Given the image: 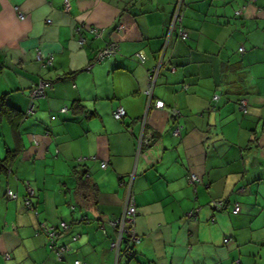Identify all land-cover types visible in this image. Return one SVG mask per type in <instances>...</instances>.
<instances>
[{
	"label": "crops",
	"instance_id": "obj_1",
	"mask_svg": "<svg viewBox=\"0 0 264 264\" xmlns=\"http://www.w3.org/2000/svg\"><path fill=\"white\" fill-rule=\"evenodd\" d=\"M176 1L0 0V100L23 114L16 134L0 117V158L16 150L0 172V264H264V0H184L187 39L172 35L153 90L164 105L146 111ZM107 42L116 53L94 63ZM40 81L48 85L28 112ZM142 125L154 141L137 158ZM74 169L88 171L95 193L78 192ZM131 174L140 239L116 261L108 221L122 213ZM60 221L63 259L38 230Z\"/></svg>",
	"mask_w": 264,
	"mask_h": 264
},
{
	"label": "built area",
	"instance_id": "obj_2",
	"mask_svg": "<svg viewBox=\"0 0 264 264\" xmlns=\"http://www.w3.org/2000/svg\"><path fill=\"white\" fill-rule=\"evenodd\" d=\"M63 7L65 9L69 8L68 0H63ZM181 10H182V0H177L175 5H174V9L171 13L169 23L167 24V27H166L164 43H163L162 48H161V53H160L158 62L148 73L146 88L143 91V94L146 96V111L148 109H152V108L160 109L164 105V102L160 99L152 100L151 99V93H152V90L155 86V82H156V79H157V76L159 73L160 65L162 63V58H163V55H164V52L166 49V44H167V41L170 37V34L172 33V31H174L176 29L177 35L181 39H185L187 37V31L181 25V18H182ZM17 15H18V18L20 20L24 19V15L20 11H17ZM121 28H122V26L118 25L116 27V30H121ZM76 30L78 32L80 30V28H77ZM88 30H90V32L96 36L101 33V30L99 28H90ZM83 41H84V38L82 36H79L78 43L82 44ZM241 49L242 48L240 47L239 50H241ZM116 50H117V44L115 42H107L103 47H101L100 49L97 50L95 57L93 59V62L97 63V62L102 61L104 58H106L108 56L114 55L116 53ZM40 56L41 55L39 54V51H37V57L39 58ZM136 56L138 58H140L138 53L136 54ZM44 60L46 61L47 64H50L52 62V57L51 56L47 57ZM141 61H142V59H141ZM46 85H48V83L40 81L39 83L35 84L33 87L30 88V90L28 92V99H29L28 109H27L28 112L33 110L34 100L41 96V94L43 93V87ZM214 98H216V95H214ZM239 106H240V109L242 111H245V109H246L245 100H240ZM66 110H67V107L63 106L60 108L59 111L65 112ZM124 114H125V112H124V109L122 107H116L114 109V112H113V117L115 119H120L122 116H124ZM171 115L174 118L177 117L179 115L178 110L172 109ZM143 118H145V116ZM142 121H143V119H142ZM143 125H144V121H143ZM143 125H142V131H141L139 137L137 138V142H136L137 158L139 156H142V157L144 156V151L142 150V147L150 144V138L143 136ZM173 133L178 134L179 128L175 127ZM100 167L104 168L105 163L102 162L100 164ZM200 180H201L200 177H198L194 173H190L188 175V181L189 182L199 183ZM25 189L27 190L26 193H28V194L32 192L31 188H29L28 186H26ZM5 195L8 199L16 198L15 193H13L10 189H6ZM213 203H214L215 207L220 206L219 201H216ZM24 205L26 206V208L32 209V205H31L28 198H25ZM232 211L237 212L238 211V205H235ZM193 214H194L193 212H189V215L193 216ZM135 217H136V207H135V204L133 201V196H132V193L130 190V183H129L127 188H126L122 213L116 219L109 221V224L113 227V229L115 231V239L111 243V248L114 249L116 261H117V254L119 252V248H120L121 244L124 245V248H127V247L129 248L130 246L133 247V245L136 242H138L140 239L139 236L135 233V230L133 227L134 222H135ZM61 227L63 229H65L66 224L61 223ZM38 230H40L41 232H43L46 235V237L48 239L49 246L54 249L56 257L58 259H61L62 256L64 255V253L67 251V246L61 245V244L55 245L53 243L54 240H56V238L58 237L59 230L53 228V226L47 228L43 224L40 225ZM226 240L227 239H225L224 241H226ZM52 244H53V246H52ZM3 258L8 259L9 254L4 253ZM74 264H85V263L76 260L74 262Z\"/></svg>",
	"mask_w": 264,
	"mask_h": 264
},
{
	"label": "trees",
	"instance_id": "obj_3",
	"mask_svg": "<svg viewBox=\"0 0 264 264\" xmlns=\"http://www.w3.org/2000/svg\"><path fill=\"white\" fill-rule=\"evenodd\" d=\"M183 3H184V0H182V10H181V12H182V15H183ZM170 17H171V15H170ZM181 25H182V18H181ZM182 27H183V25H182ZM185 28V27H184ZM186 30V29H185ZM165 32H166V30H165ZM172 35H175V37L178 39V40H186L187 39V37L185 38V39H181L178 35H177V31H176V29L174 30V31H172V33L170 34V37H169V39H168V41H167V44H166V48H167V46H168V44H169V42H170V40H171V37H172ZM188 36V35H187ZM164 37H165V35H164ZM164 43V42H163ZM159 74V73H158ZM185 87V86H184ZM186 88V87H185ZM153 90H154V88H153ZM153 90H152V93H151V99L152 100H156V99H154L153 98ZM146 97V96H145ZM216 97H217V95H216ZM213 98H214V96H213ZM161 100V99H160ZM240 102V101H239ZM5 104V105H4ZM7 107V108H6ZM80 109L81 110V106H79V105H75V107H74V109ZM240 107V106H239ZM68 109V108H67ZM67 111V110H66ZM246 111V110H245ZM113 112H114V110L112 111V116H113ZM244 112V111H243ZM63 113V112H62ZM1 115H3L7 120H8V122H9V124H10V127H11V130H12V132L14 133V134H16V132H17V130H18V127H19V125H20V121H19V119L23 116V114L20 112V110H18V109H16V108H14V107H12V106H9V105H6V103H3L1 100H0V117H1ZM114 118V117H113ZM122 118V117H121ZM121 118L120 119H116V120H121ZM172 118H174L173 116H172ZM176 118V117H175ZM115 119V118H114ZM180 125H174L173 126V128H172V130H171V132L173 133V131H174V129H175V127H178L179 128V133L178 134H174V135H177V136H180V129H181V127H179ZM154 141V138L153 139H151L150 138V143L151 142H153ZM151 145H152V143H151ZM149 146V145H148ZM144 147H147V146H143L142 147V150L144 151ZM15 155H16V150H7L6 152H5V156L3 157V158H0V172H5L7 169H8V165H9V163H10V161L15 157ZM85 158H77V161L78 162H80V161H82V160H84ZM150 164H152V163H150ZM73 174L75 175V178H76V181H77V183H78V192L81 194V192L83 193L82 195H84V190L86 191V190H89L91 193H95L96 192V188L94 187V185H89V181H88V177H89V173H88V171L85 169V170H83V169H81V170H75L74 169V172H73ZM129 175V174H128ZM127 175V180L125 181V180H123L122 182L126 185V188H127V186H128V184L130 183V190H131V193H132V196H133V191H132V178H133V174H131L130 176H128ZM189 175V174H188ZM188 175L186 176L187 177V181H188ZM119 179L121 180V178L119 177ZM83 197V196H82ZM124 198H125V196H124ZM133 201H134V197H133ZM216 201H219L220 202V206L219 207H215L214 206V203H213V207H214V209H222L223 207H224V204H225V201L224 200H215V201H213V202H216ZM235 205H238V211L237 212H233L232 210H233V208H234V206ZM231 212L233 213V214H236V213H238L239 212V204L238 203H234L233 204V206H232V209H231ZM120 216V215H119ZM119 216H117V217H119ZM81 217H84V216H81ZM81 217H79V219L81 218ZM117 217H114V218H111V219H109V221H111V220H114V219H116ZM85 218H86V216H85ZM108 221V222H109ZM61 223H65L66 224V228L65 229H63L62 227H61ZM69 227V224L68 223H66L65 221H60L56 226H53V228H55V229H58L59 230V234H58V236L62 233V232H64L67 228ZM113 228V227H112ZM114 230V229H113ZM114 233H115V231H114ZM47 238V237H46ZM58 238V237H57ZM57 238H56V240H57ZM73 238H76V236H74ZM114 239H115V234H114V237H113V239L111 240V242H110V247H111V243L114 241ZM48 240V239H47ZM56 240H54V244L55 245H57V243H56ZM228 240V239H227ZM226 240V241H227ZM61 245H66L67 246V244H64V243H61ZM52 246H53V244H52ZM52 248V247H51ZM53 249V248H52ZM114 250V249H113ZM67 251H68V246H67ZM67 251L64 253V255L67 253ZM64 255L62 256V258L61 259H63V257H64ZM122 255H125V256H127V257H130L131 255H132V246H130L129 248L127 247V248H124V245L123 244H121L120 245V248H119V252H118V254H117V259H119ZM76 261V260H75ZM74 261V262H75ZM78 261H80V260H78ZM74 262H73V264H74ZM81 262V261H80ZM84 263V262H83Z\"/></svg>",
	"mask_w": 264,
	"mask_h": 264
},
{
	"label": "rangeland",
	"instance_id": "obj_4",
	"mask_svg": "<svg viewBox=\"0 0 264 264\" xmlns=\"http://www.w3.org/2000/svg\"><path fill=\"white\" fill-rule=\"evenodd\" d=\"M1 133H2V130L0 129V143H2V146H3L4 142H3V138H2V136H1ZM5 150H6L5 148L2 149V151H3V155H2V156H4V154H5L4 152H5ZM0 154H1V153H0ZM0 157H1V156H0ZM47 184H48V187H49V186H52V183L49 184V182H48ZM47 190H48V191H51V190H53V188H52V189H49V188H48ZM62 200H63V198H62ZM63 201H64V200H63Z\"/></svg>",
	"mask_w": 264,
	"mask_h": 264
}]
</instances>
